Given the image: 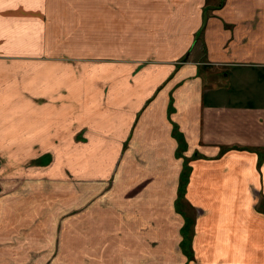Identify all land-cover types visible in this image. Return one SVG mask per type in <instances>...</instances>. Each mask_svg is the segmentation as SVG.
<instances>
[{
	"label": "crops",
	"instance_id": "0c3cea01",
	"mask_svg": "<svg viewBox=\"0 0 264 264\" xmlns=\"http://www.w3.org/2000/svg\"><path fill=\"white\" fill-rule=\"evenodd\" d=\"M184 168L196 257L264 264V0H0V255L186 244Z\"/></svg>",
	"mask_w": 264,
	"mask_h": 264
},
{
	"label": "rangeland",
	"instance_id": "374dc122",
	"mask_svg": "<svg viewBox=\"0 0 264 264\" xmlns=\"http://www.w3.org/2000/svg\"><path fill=\"white\" fill-rule=\"evenodd\" d=\"M186 172L187 169L184 168L182 171V180H185L187 177ZM183 192L184 184L181 182V184L179 183L175 211L177 214H182L181 212L183 210L184 214H186V216L182 215L181 220L183 222L181 232L185 231L188 235L187 242L185 241L186 244H177L175 240H173L176 242L175 245L153 244L148 249V256L144 250L147 248L146 245L140 247L132 246L131 244H127L125 240L122 241L123 244L121 245V242L118 243V241L116 242L113 239L107 243V257H94L89 254V250L83 245V230L80 225L83 221L82 213H62L60 211L59 224L56 229L51 231L43 229L39 231L44 232L43 235L52 234L51 238L54 242L49 251L45 248L28 247L26 249L28 251L26 257H23L24 255L21 257H3V253H1L0 264H209L208 261L203 262L200 257H196L191 242L194 233L195 215L198 216L200 213H196L190 207L188 208L183 197ZM156 217L158 218L157 215H150V219ZM108 219L110 221L114 220L113 215H109ZM175 221H177V217ZM67 223L75 224V227L73 229L67 227ZM34 232L36 231H27L28 235ZM34 240L37 242L41 241L39 237ZM1 250H3V247ZM132 253L135 255L134 257H132ZM142 254L143 257H141Z\"/></svg>",
	"mask_w": 264,
	"mask_h": 264
},
{
	"label": "trees",
	"instance_id": "16d2710c",
	"mask_svg": "<svg viewBox=\"0 0 264 264\" xmlns=\"http://www.w3.org/2000/svg\"><path fill=\"white\" fill-rule=\"evenodd\" d=\"M181 182H184V180H182V177H181ZM181 182H180V184H181Z\"/></svg>",
	"mask_w": 264,
	"mask_h": 264
}]
</instances>
